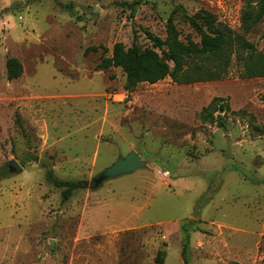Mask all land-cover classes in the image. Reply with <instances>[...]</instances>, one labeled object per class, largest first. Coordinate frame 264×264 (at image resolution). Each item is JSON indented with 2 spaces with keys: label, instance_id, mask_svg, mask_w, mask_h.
<instances>
[{
  "label": "rangeland",
  "instance_id": "374dc122",
  "mask_svg": "<svg viewBox=\"0 0 264 264\" xmlns=\"http://www.w3.org/2000/svg\"><path fill=\"white\" fill-rule=\"evenodd\" d=\"M246 4L0 0V264H264V76L243 75L250 50L220 79L132 91L101 66L118 41L155 48L170 18L199 42L179 6L243 34ZM244 35L264 55V18ZM11 56L23 73L9 80ZM131 150L145 168L92 185ZM49 170L81 185L64 200Z\"/></svg>",
  "mask_w": 264,
  "mask_h": 264
},
{
  "label": "trees",
  "instance_id": "16d2710c",
  "mask_svg": "<svg viewBox=\"0 0 264 264\" xmlns=\"http://www.w3.org/2000/svg\"><path fill=\"white\" fill-rule=\"evenodd\" d=\"M179 7L183 10L184 20L189 22L199 34V42L183 41L176 24L170 18L164 39L149 33L155 48H159L161 52L155 48L142 49L135 43L126 46L118 41L113 46L111 56L105 58L101 66L121 67L126 73V88L132 91L141 82L155 83L168 76L179 83L220 79L228 72L234 53L250 50V54L244 61L243 75L264 76V55L258 53L256 55L254 44L244 35L252 31L264 18V0H247L241 16L243 34L237 33L227 24L216 20L208 10L202 9L189 15L183 7ZM98 48L99 46L93 45L87 50ZM6 67L9 80L23 73V65L17 57H8ZM220 108L225 109L224 105ZM203 118H209L211 122L217 121L219 125H222L220 117L215 118L212 113L203 114ZM47 176L55 186L63 189L64 200L72 196L75 189L81 185V181L56 177L52 170L47 172ZM185 250L186 247L183 248V256ZM164 255V251H159L156 260L162 262Z\"/></svg>",
  "mask_w": 264,
  "mask_h": 264
},
{
  "label": "water",
  "instance_id": "95a60500",
  "mask_svg": "<svg viewBox=\"0 0 264 264\" xmlns=\"http://www.w3.org/2000/svg\"><path fill=\"white\" fill-rule=\"evenodd\" d=\"M7 166L9 172L14 173L22 170V166L16 160H11ZM146 166L147 163L142 158V156L137 151L131 150L127 155L120 156L112 165L101 171L93 180L92 185L99 186L104 180L108 178L128 174L137 169L145 168Z\"/></svg>",
  "mask_w": 264,
  "mask_h": 264
}]
</instances>
